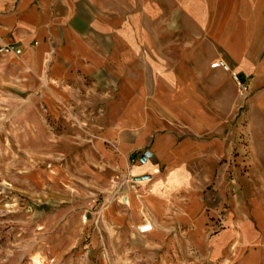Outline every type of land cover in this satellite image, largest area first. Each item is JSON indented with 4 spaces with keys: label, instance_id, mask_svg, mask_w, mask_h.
<instances>
[{
    "label": "crops",
    "instance_id": "0c3cea01",
    "mask_svg": "<svg viewBox=\"0 0 264 264\" xmlns=\"http://www.w3.org/2000/svg\"><path fill=\"white\" fill-rule=\"evenodd\" d=\"M0 44L13 47L0 70L82 104L96 179H135L138 193L122 183L103 209L109 263L122 248L126 262H175L149 247L188 226L216 232L214 253L236 247V261L264 264L260 189L234 187L225 170L245 140L253 160L264 149V0H0ZM143 220L153 230L140 235Z\"/></svg>",
    "mask_w": 264,
    "mask_h": 264
},
{
    "label": "rangeland",
    "instance_id": "374dc122",
    "mask_svg": "<svg viewBox=\"0 0 264 264\" xmlns=\"http://www.w3.org/2000/svg\"><path fill=\"white\" fill-rule=\"evenodd\" d=\"M91 122L75 99L49 100L28 71L0 70V264H151L124 261L123 248L109 263L115 254L109 240L116 234L103 209L121 200L116 190L129 186L124 181L131 175L111 187L96 179ZM245 145V151L231 152L226 175L246 192H256L257 185L264 201V149L253 160ZM187 227L170 233L169 246L149 250L177 260L165 264H241L236 247L214 253L216 232L195 237Z\"/></svg>",
    "mask_w": 264,
    "mask_h": 264
},
{
    "label": "built area",
    "instance_id": "2783aa9c",
    "mask_svg": "<svg viewBox=\"0 0 264 264\" xmlns=\"http://www.w3.org/2000/svg\"><path fill=\"white\" fill-rule=\"evenodd\" d=\"M13 51V47L10 45H2L0 44V55H7L9 53H11ZM220 64L218 61H214L210 64L211 68H216L219 67ZM232 77L236 83V87H237V93L239 96H244L248 90V87L245 83L241 82L237 75L234 73L232 74ZM124 182H128L130 185V188L135 192L138 193V187L136 186V184L134 183V178L131 176L129 178H127ZM153 230L152 228V223L150 221L147 220H143L141 222L140 225L137 226L136 231L138 234L140 235H144L147 234L149 232H151Z\"/></svg>",
    "mask_w": 264,
    "mask_h": 264
}]
</instances>
